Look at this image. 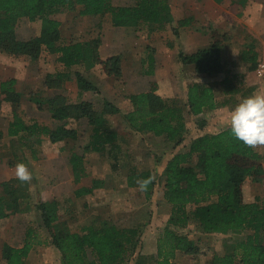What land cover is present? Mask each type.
<instances>
[{
  "label": "trees",
  "instance_id": "obj_1",
  "mask_svg": "<svg viewBox=\"0 0 264 264\" xmlns=\"http://www.w3.org/2000/svg\"><path fill=\"white\" fill-rule=\"evenodd\" d=\"M221 3L223 0H215ZM80 7V16L110 15L112 25L128 31H164L174 21L169 0H135L133 6H116L113 0H0V54L15 58L38 60L43 52L57 55V62L67 72L49 74L45 86L59 88L69 80L74 67L86 69L100 65L109 77L121 78L123 75V56L115 55L102 59L98 53L101 39L87 42L64 43L61 36V22L54 16ZM30 22L41 21L42 30L38 37L20 40L17 36L18 23L21 19ZM189 19L180 20L173 31L178 35L179 28L189 26ZM225 39L214 34L210 48L187 55L182 51L179 60L186 66H193L198 77L224 75L221 86L229 94L233 92V76L222 60ZM249 70L258 68L259 55L252 49L244 53ZM149 71L154 74L155 61L148 58ZM79 97L84 92L98 93L96 85L83 73L75 72ZM17 80L11 79L0 83L2 101L19 107L21 94L16 91ZM157 85L151 91L131 95L132 109L123 114L126 127L134 133L151 134L165 138L179 145L186 132L185 108L191 116H200L205 110L218 107L214 90L202 83L188 86L187 101L182 104L177 99L164 100L157 95ZM38 109L50 113L55 128L38 121L28 123L17 110H13V119L9 123L7 135L14 138L9 167L18 163L27 166L22 148L29 150L33 159H38L39 147L45 140L56 144L77 141V130L67 128L70 120L86 119L92 127L85 151L104 153L118 150L117 132L111 128L108 115L120 113L113 103L104 101L101 111L95 109L92 102L80 100L69 103L67 97L34 98ZM2 136V135H1ZM3 137V136H2ZM189 152L175 155L166 165L162 176L164 198L172 206L171 215L163 235L158 240L157 257L139 256L136 264H173L178 252L189 256L200 253L199 246L188 236L180 233L191 224L204 234H228L249 232L238 240L225 255L215 254L209 264H264V198L256 197L252 203L245 201L244 187L251 179L254 183L264 180L263 157L253 147L245 146L235 139L230 128L217 134H206L193 140ZM193 158L196 165H191ZM69 163L74 184H80L87 177L85 157L74 150L70 151ZM136 172V171H135ZM133 177L138 179L133 180ZM130 186L140 187L149 199L156 185V180L149 170L133 173ZM82 191L78 190L76 196ZM84 193L88 189L83 190ZM29 195V183H21L17 178L0 184V219L32 210ZM58 200L41 201L34 206L41 216V228L47 232V239H42L37 229H27L23 246L15 248L4 244L1 251L3 264H27L35 246L51 244L61 253L63 264H125L138 248L140 232L137 228H121L105 221L101 227H88L81 233L63 229L59 215ZM190 208H192L190 210ZM47 240V241H46ZM49 241V242H48ZM48 242V243H47ZM90 252L94 260H90ZM151 259V260H150Z\"/></svg>",
  "mask_w": 264,
  "mask_h": 264
},
{
  "label": "rangeland",
  "instance_id": "obj_2",
  "mask_svg": "<svg viewBox=\"0 0 264 264\" xmlns=\"http://www.w3.org/2000/svg\"><path fill=\"white\" fill-rule=\"evenodd\" d=\"M169 1L174 18L178 16L183 17V19L189 18V21H191L189 27L179 28L177 36L173 31V25H176V23L168 26L164 31L153 33L147 30L134 32L120 29V31H123L120 37L125 34L129 35L127 33L132 32V35L129 36H134L136 38L135 42L140 43L141 48L145 49L143 54H137L140 55L141 73L144 78L147 76L145 72L149 71L150 68L149 55H160L158 67L155 63L154 70L158 68V78L163 73V76H160L161 84L156 83L158 84V94H162L164 100L177 99L182 103L187 98V86L201 81L191 71L181 70V63L176 59V51H174L175 44H178V46L181 44L180 41H177L180 40V34L187 33L192 28L196 33H201L200 31H204V29H208V31H204L205 33L211 31L214 34L217 33L219 37L225 39L224 45L231 38L238 35V58L240 52L243 56L242 60L238 59V76L244 78L246 85L243 88L244 97H238V104L254 94L264 95V68L262 70L260 68L262 65L264 67V0H225L221 6L224 9L223 14L228 13L229 17L228 20L224 21L222 28L217 27L215 23H207V17L216 11L209 10L206 0ZM113 2L116 6H133L135 0H113ZM79 12L80 7H76L73 11L67 10L55 16L56 19H60V24H62L60 30L65 44L79 41L87 42L106 36L107 27L104 29V18L100 20L85 19L80 16ZM248 17L251 19L250 24L245 22ZM41 23V21L30 22L26 18L21 19L17 24L18 39L29 40L38 37L42 30ZM254 28L259 31L258 39L249 31V29L253 31ZM170 37H174L176 43H170ZM252 44V49L259 55V66L256 71H252L253 74L246 70L250 63L246 62L247 60L244 58V53L250 49ZM181 46L180 51L182 50ZM164 50L166 53H164ZM0 60H8L11 64L6 65L15 68L13 75L21 78L18 91L21 92L22 97L17 108L2 101V97L0 98L1 183L10 176L16 178L15 168L7 171V161L6 158H3V155L6 157L8 151H11L13 144L17 146V143L7 136L9 123L13 119V110H17L28 123L38 121L52 126L53 121L50 119L48 112L38 109L31 98L44 97L47 94L44 90L46 89V76L49 72L52 74L63 73V66L57 62L56 55L49 52H43L38 60L25 57L6 59L1 56ZM1 61L0 67L3 64ZM166 63L171 68L166 69ZM83 70V67H75L74 70L69 72V80L65 81L68 84V89L76 83L75 72H83ZM88 74L90 75V73ZM248 74L251 75L250 80L254 83L253 85L247 82L246 77ZM101 76L102 74L98 79L99 87L97 89L99 92H92L89 100L93 102L95 109L98 111L103 109L104 101L111 102L120 109L119 114L107 116L110 119L111 128L118 134L116 142L120 145L119 151H109L108 149L104 153L85 151V145L89 142L92 129L86 119L69 121L67 124L68 128L77 130L79 134L77 141L53 144L45 140L38 148L40 151L37 156L38 159L30 157L29 150L22 148L20 154L28 159L27 168L32 174V180L29 182V201L32 210L15 215L14 219L17 218V220L14 222L2 221L3 224L0 226V264H3L1 256L3 245L12 243L17 247L23 246L28 228L37 229L41 238L43 240L47 239V232L41 228L40 213L34 209V206L41 201L49 202L52 200L60 202V223L64 226L63 229L70 232L81 233L88 227H101L105 221L114 223L121 228H137L140 232V243L134 255L125 264H136L139 256H145L147 259L150 257L156 258L158 240L167 227L172 210V206L164 198L162 183V176L167 163L175 155L189 152V147L194 139L209 133H218L228 127L226 122V115L228 114L223 113L222 110H217L204 116L186 115L187 130L184 133L183 142L179 145L169 142L163 137L157 138L151 134L140 135L134 133L126 127L123 120V114L132 109L129 98L124 96L126 95L124 91L126 77L119 80V84L115 86L113 82L108 83L109 80L102 81ZM241 77L238 79L239 84L242 82ZM214 80L212 82L218 89L219 80ZM238 88L240 87L238 86ZM252 88L255 90L250 91ZM71 93L72 96L67 97L69 103L84 100V97H75L74 90ZM112 93H114V97ZM232 103L235 104L236 101L233 100ZM185 110L187 111V108ZM16 148H12L11 152H15ZM254 148L256 152L262 155L264 165V146ZM71 150L85 157L87 177L78 185L74 184L69 163ZM10 157L8 158L10 159ZM196 163L197 159L193 158L191 165H196ZM147 170L152 172L156 180L153 194L149 199L145 197L140 187H131L129 181L133 173L137 174V172L141 173ZM133 180L137 181L136 183L139 185L138 179L133 177ZM84 189H88V192L84 193ZM244 189L245 201L255 200L256 197L264 198V180L262 183H254L251 179H248ZM78 190L82 191L80 196H76ZM180 233L192 239L199 246L200 253L196 256H189L178 252L176 258L172 261L173 264H209L215 254L225 255L238 240L244 239L249 234L247 231L221 235L204 234L194 224H191L187 229L180 230ZM88 256L91 261L94 260L90 252ZM26 263L63 264V259L59 251L51 244H46L35 246Z\"/></svg>",
  "mask_w": 264,
  "mask_h": 264
},
{
  "label": "crops",
  "instance_id": "obj_3",
  "mask_svg": "<svg viewBox=\"0 0 264 264\" xmlns=\"http://www.w3.org/2000/svg\"><path fill=\"white\" fill-rule=\"evenodd\" d=\"M224 2H225V0H223L221 3H217L215 0H206V4L209 6V10L210 11H216L213 14H211L210 16L207 17L206 20L208 21L207 22L208 24L215 23V25L217 27H219V28L223 27L224 21H226V19L229 17L228 13H226L225 15L223 14V10L224 9L222 8L221 5H223ZM171 10H172V8H171ZM172 15H173V13H172ZM84 18L85 19L92 18V19H96V20H100V19L104 18V21H103L104 25L103 26H104V29H105V27H107V28H106V36L105 37H103V36L101 37V44H100L99 50H98V53H99L100 57L102 59H107V58L115 56V55H121L124 58L123 59V75H122L121 78H114V77L107 76L104 73V71H103V69H102V67L100 65H96L94 68H91V69L83 68L84 70L81 73H83V75L86 78H88L89 81H91L94 85H96L97 88L99 87L98 79H99V76L101 74H102V76H101L102 81L103 80H105V81L109 80L108 83L113 82L115 84V86H116V84H119V80L123 79V77L124 78L126 77V80L124 81V83H126L125 86H124V91L126 92V95H124V96H126L127 98H129L131 95H136V94H141V93H148V92L151 91V86L153 84H156L157 86H158V84L159 85L161 84L160 76H163V73L160 74L159 78H158V68H156L154 70V74L152 76H148L147 75V76H145V78L143 77V75L141 73L142 65H141V61L139 60V56L144 53L145 49L141 48V44L140 43L135 42L136 38L134 36H129V35H132V32H128L127 34H129V35L125 34V35H123V37H120L121 33L123 32V31H120V29H124V28H116V27H114L112 25V22H110L111 21L110 15H106V17H102V18L99 17V16H89V17L87 16V17H84ZM173 18H174V15H173ZM54 19H56L55 16H54ZM56 20L60 21V19H56ZM180 20H184L183 17L176 16V18H174V20H173L174 22L172 24H170V25H173L174 23H176L177 26L173 25V28H177L178 27V22ZM209 22H211V23H209ZM245 22L250 24L251 19L248 17ZM106 24H107V26H106ZM170 25H168V26H170ZM190 25H191V21L189 23V26ZM204 31H208V29H204ZM204 31H200L201 33H196L193 30V28H192L187 33L180 34V40H177V41L178 42L180 41L181 44L179 46H178V44H175V46H174V51H176V59H178L179 62H180L179 53L181 51L183 53L187 54V55H191V54H194V53H196V52H198L200 50H205V49L210 48V46L214 42V36H213L214 32L211 31V32L205 33ZM249 31L255 38L258 39L259 31H257L256 28H254L253 31H251V29H249ZM169 40H170V43H176V40H175L174 37H170ZM79 42H82V41H79ZM180 46H181V49H182L181 51L179 50ZM252 46H253V44L251 45V47ZM139 53H140V55H137ZM164 53H166L165 50H164ZM0 56L2 58H6V59L10 58V56H8L7 54H0ZM159 56L160 55L153 56V59H154V61L156 63V67H158V64H159V61H158ZM221 56H222V60L227 65V69L230 71V75L234 77L233 80H232L233 92L229 93V94L225 91L224 87L221 86V82L225 78L224 75H220L218 77L217 76H215V77L214 76L213 77H207V76L206 77L205 76L197 77L195 75L193 66H186V65L182 64L181 62L180 63H181V70L186 69L187 71H191L198 78V80H201V81H197L195 83H202L205 86L212 87L213 90H214V94H215L216 100L218 102V107L215 110H205L204 113L202 115H200V116L208 115L209 113L212 114L213 112H216L217 110H222L223 113L225 112V113L228 114V115H226V122L228 124V118H229L230 112L236 105H238V102H239L238 97H241V98L244 97L243 88L246 87L245 82L243 80L244 78L241 77V76H238V59L239 58H240V60L243 59V56H242L241 52H240V55H239V58H238V35H236V37H233L228 42H226V44L224 45V48L222 50ZM56 60H57V55H56ZM1 62L3 63V64H1V67L3 69L2 70L0 69V83L3 82V81L7 82V80H11V79H16L17 80V85H16L17 90L16 91H18L21 78L16 76V75H13L15 68H11L8 65H6V64H11L8 60L1 61ZM243 63H245V62H243ZM165 67H166V69L171 68L169 65H167V63L165 64ZM249 67H250V65H248V68L246 69L247 71H250ZM74 68L72 70H74ZM78 68H80V67H78ZM127 70H129V71H127ZM64 71L67 72L65 70V68L63 67V72ZM251 72L252 71H250L249 73H251ZM88 73H90V75ZM49 74H52V73L49 72ZM252 74H253V72H252ZM47 76L45 78V83H46ZM240 77H241V81L242 82L239 84L238 83V79H240ZM250 77H251V75H249V74L246 77L248 83H252L251 80H250L251 79ZM214 79H216V80L218 79L219 80L218 85H217L218 89L214 85V83L212 82V80H214ZM75 82H76V77H75ZM253 84L254 83H252V85ZM67 85H68L67 82L66 83L64 82L63 84H61V86L59 88H48V87L45 86L46 89H44V90H46L47 94L44 93L45 95L44 94L43 95H44V97H47V98L48 97L52 98V97H56V96L68 97L69 95L72 96L71 92H73V90H74L75 97H79V89H77L78 88L77 82L70 89H68ZM108 85H112V84H108ZM237 85L240 88H238ZM250 86H251V84H250ZM66 89H68L69 92ZM251 90H255V89L252 88V89H250V91ZM18 92L21 94L20 91H18ZM91 93L92 92H84L81 97H84L83 98L84 101L91 102L89 100ZM156 93H157V95L162 97L161 96L162 94H158V90H157ZM112 94H113V97H114V93H112ZM186 97H187V94H186ZM34 98H36V97H32L31 98L33 103H35V101H34L35 99ZM232 98H235V99H232ZM233 100L236 101L235 104L232 103ZM186 101H187V98H185L184 101H182V104H185ZM220 113H221V111H220ZM48 114L50 116V119L52 120L50 113H48ZM185 115H189V113L187 111H185ZM70 121H76V120H70ZM57 124L58 123H56V122L54 123V121H53V125L52 126L50 124H46V125L50 126L51 128H55L57 126ZM67 128H68V126H67ZM227 129H229V126L227 128H225L224 130H227ZM224 130H222V131H224ZM222 131H220V132H222ZM220 132H218V133H220ZM206 133H208V132H206ZM211 134H217V133H211ZM148 135H150V134H148ZM9 138L12 139V141L14 140V138H11V137H9ZM9 156H12V152L10 150L8 151L6 157L3 155V158H6V161H7V164H6V166L8 167V168H6L7 171H11V170H13L15 168V167H9V165H8V160H9L8 157ZM71 172H72V169H71ZM14 178L15 177L10 176V178L5 179V180L3 179V180L4 181H8V180L14 179ZM4 181H1V183L4 182ZM247 182H248V180L246 181V183ZM244 191H245V189H244ZM244 195H245V192H244ZM253 201L254 200H247L246 202L252 203ZM16 215H18V214H16ZM14 216L15 215L10 216V218L0 219V226L3 224L2 221H4V220L9 221V223L16 221L17 218L14 219L15 218ZM10 245L12 247H15V248H20V246L17 247V246H15V244H12V243H10Z\"/></svg>",
  "mask_w": 264,
  "mask_h": 264
},
{
  "label": "clouds",
  "instance_id": "obj_4",
  "mask_svg": "<svg viewBox=\"0 0 264 264\" xmlns=\"http://www.w3.org/2000/svg\"><path fill=\"white\" fill-rule=\"evenodd\" d=\"M228 126L232 136L245 146H264V95L254 94L236 105L230 112ZM15 176L21 183L32 180L23 163L16 164Z\"/></svg>",
  "mask_w": 264,
  "mask_h": 264
},
{
  "label": "built area",
  "instance_id": "obj_5",
  "mask_svg": "<svg viewBox=\"0 0 264 264\" xmlns=\"http://www.w3.org/2000/svg\"><path fill=\"white\" fill-rule=\"evenodd\" d=\"M260 68H261V70H262V69L264 68V67H263V65H262V66H260ZM261 70H260V71H261Z\"/></svg>",
  "mask_w": 264,
  "mask_h": 264
}]
</instances>
